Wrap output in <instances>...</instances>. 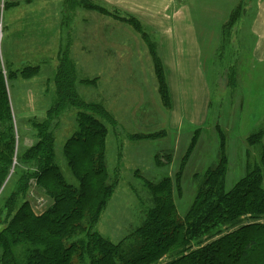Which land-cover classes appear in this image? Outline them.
Listing matches in <instances>:
<instances>
[{
    "label": "rangeland",
    "instance_id": "1",
    "mask_svg": "<svg viewBox=\"0 0 264 264\" xmlns=\"http://www.w3.org/2000/svg\"><path fill=\"white\" fill-rule=\"evenodd\" d=\"M57 1L39 0L38 8L27 7V0L19 1L14 9L4 0L0 58L6 71L39 67V73L30 79L9 81V96L21 134L22 150L34 143V132L26 126L27 122L44 120L46 111L55 102V75L62 51L69 53L78 97L85 102L101 104L113 116L116 125L106 124L109 130L106 166L111 175L115 170L110 179L115 190L95 226L99 235L118 243L137 230L152 206L145 181L156 183L165 176L173 178L177 162L196 130H203L201 139L188 161L181 179L182 194L175 203L180 216L189 208L202 179L196 174L203 173L206 166H214L219 158L215 126H220L226 138V188L230 189L255 166H260L264 175V136L254 147L247 142L250 136L264 129V68L253 73L254 76L262 75L260 85L249 88L245 85L249 83L250 73L243 71L244 66L239 64L243 58L251 56L255 43L251 25L261 15L260 10H264V0H245L242 16L226 36L233 33L231 44L234 47H220L210 58L204 55L198 80L189 75H195L194 71L179 72L182 77L184 75L186 85L191 80L193 87H197L187 86L183 91L189 94L190 89H200V98L204 96L210 100L207 117L201 119L202 126L197 122L189 125L194 121L189 110L186 119L176 118L174 112L173 94L180 79L174 70L171 36L174 28L181 31L179 23L182 20L175 24L174 21L182 17L188 22L183 27L190 28L193 35L182 39L192 44L187 49L207 54L211 45L209 33L219 32L221 22L230 15L233 0H118L119 8L104 6L101 0H89L106 10L100 14L84 9L81 0H73V6L65 5V0ZM151 2L153 4L147 6ZM185 4L187 14L181 8ZM114 14L136 19L157 50L163 51L161 46L168 45L163 54L167 61L164 74L170 109L162 105L158 95L153 61L145 42L130 24L111 16ZM92 17L100 18L96 21ZM92 79H97L95 85L78 83ZM252 99L256 102H250ZM183 100L184 110L191 108V103L186 105V98ZM77 111L67 106L53 132L56 162L65 180L73 185L76 181L67 168L63 146L77 129ZM153 134L160 137H146ZM157 158L162 161L160 167L156 164ZM31 200L35 213L47 207V201L35 190Z\"/></svg>",
    "mask_w": 264,
    "mask_h": 264
},
{
    "label": "trees",
    "instance_id": "2",
    "mask_svg": "<svg viewBox=\"0 0 264 264\" xmlns=\"http://www.w3.org/2000/svg\"><path fill=\"white\" fill-rule=\"evenodd\" d=\"M72 2L65 0V5L73 6ZM244 3L239 1L225 23L223 37L242 16ZM81 6L99 14L106 12L89 0H81ZM111 16L130 24L140 34L153 61L158 95L162 105L170 109L159 50L136 19ZM68 57L67 51L59 53L55 102L44 120L27 122L34 132V143L23 150L9 81L30 79L39 73V67L6 71L0 58V264H264L262 168L253 167L227 189L226 138L220 126L214 127L219 158L214 166H206L203 173L196 174L202 179L183 216L178 214L175 203L182 194L181 179L188 161L201 139L200 129L192 134L173 178L165 176L156 183L145 181L152 206L137 230L118 243L95 231L115 190L110 181L115 170L111 175L106 166V124L116 122L101 104L78 97ZM96 82L97 79L78 81L88 86ZM67 106L78 110L77 129L63 146V156L76 185L65 180L55 156L53 132ZM157 136L160 137H146ZM263 136L264 129L250 136L249 146L254 147ZM161 162L156 159L158 167ZM33 190L47 201L40 213H35L31 205Z\"/></svg>",
    "mask_w": 264,
    "mask_h": 264
},
{
    "label": "crops",
    "instance_id": "3",
    "mask_svg": "<svg viewBox=\"0 0 264 264\" xmlns=\"http://www.w3.org/2000/svg\"><path fill=\"white\" fill-rule=\"evenodd\" d=\"M7 1H8L7 5L13 6V8L15 9V8H17V6L14 7V5L17 4L16 2L25 1V0H7ZM32 1L33 0H27L28 4H25V5H28L27 7H31V8L32 7L38 8L39 7V3H38L39 0H37L35 3ZM101 1L104 2V3H102L104 6H107L109 8H114V7L119 8L120 7L118 0H101ZM123 1H125V0H123ZM142 1H149L150 2V0H142ZM239 1L240 0H233L232 5L229 7V10H231L230 15L235 10V8H237ZM51 2L54 3V2H58V1L57 0H51ZM150 4H153V3L151 2V3L147 4V6ZM181 8H182V10H185L184 12H186V14H187L188 9H187L186 4L181 5ZM229 10H228V13H229ZM263 11H264L263 9L260 10L261 15H258L253 26L251 25V35L255 39L254 40L255 43L252 46L251 54H250L252 56V58H251V56L247 57V58H243L241 60V62L239 63L241 66H244V68H242L243 71L250 73V75H248V79H247V82H249V83H247L245 85V87H249V88L256 87V86L258 87L260 85L259 82L261 81L262 75L259 74V75L254 76L253 73L257 72L258 68H261V69L264 68V14H263ZM230 15L228 14V17L221 22L219 32H216L215 34L209 33L211 45H210V48L208 49L210 51H207V54L197 53L194 50V48L187 49L192 44L186 43V42L182 41V39L186 38L187 37L186 35L191 36L193 34L191 33L190 28L187 30V28L185 26L183 27V25L188 24L186 19H184L182 17L176 18V20L174 21V24H175V22H180L182 20L179 23V24H181V31L174 28V30L172 31L173 36H171L172 47H173V63L175 65L174 70L177 73V76H178V73L182 72L183 70L186 73L190 72V71L191 72L194 71L195 75H191V74H189V75L191 77L195 78V79L192 78L193 80H198V75L200 73L199 66L202 65V59H203L204 55H208L210 58L211 56H215L216 51L220 47H223V46L224 47H228V46L234 47L231 44L232 39H234L233 33L230 37L225 38V37H223V35H224L223 31H221V29H224L225 23L228 22ZM92 18L96 19V21H97V18L99 19L100 17H92ZM189 31H190V33H189ZM164 34H166V33L164 32ZM168 37L170 39V35ZM158 39H159V37H158ZM226 41H227V43H226ZM161 47H163V51L162 50L159 51V54L161 55V60H162L164 70H165L167 61L164 60V54L163 53L166 52L168 45H164V46L162 45ZM196 49L198 50V46L196 47ZM158 50H160V49H158ZM187 78H189L188 74H187ZM178 80L179 81L176 82V84H175V93L173 94V96H174V100H173L174 102L173 103L175 105L174 112L176 114V118L179 117L181 119H186L185 115L187 116V111L189 110L188 112H189L192 120H194L192 122H189L190 123L189 125L192 126V124L194 122H197L198 124H200L199 126H202L203 117H205L204 119H206V117H207V112H208L207 106H208L210 100L205 99L204 96H201V98H200V93H199L200 89L199 90L190 89L189 94H187V92L183 91V89L185 90V88H187V86L189 88L193 87L191 80L189 81V84L186 85V80H185L184 75L182 77L181 74L179 73ZM194 87H196V86H194ZM208 95H209V93H208ZM185 98H186V100H185L186 105L189 102L191 103V108L188 107V109H186V110H184V106H183V101H184L183 99H185ZM171 101H172V97H171ZM250 102L255 103L256 101H255V99H252V100H250ZM202 110H204V112L201 116L200 112ZM193 116L196 118H193Z\"/></svg>",
    "mask_w": 264,
    "mask_h": 264
},
{
    "label": "built area",
    "instance_id": "4",
    "mask_svg": "<svg viewBox=\"0 0 264 264\" xmlns=\"http://www.w3.org/2000/svg\"><path fill=\"white\" fill-rule=\"evenodd\" d=\"M4 0H0V49L2 43V36H3V18H4Z\"/></svg>",
    "mask_w": 264,
    "mask_h": 264
}]
</instances>
